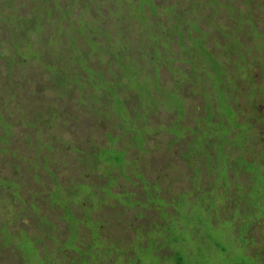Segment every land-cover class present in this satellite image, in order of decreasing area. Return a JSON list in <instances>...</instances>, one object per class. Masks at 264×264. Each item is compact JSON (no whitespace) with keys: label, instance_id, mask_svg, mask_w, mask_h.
I'll list each match as a JSON object with an SVG mask.
<instances>
[{"label":"trees","instance_id":"obj_1","mask_svg":"<svg viewBox=\"0 0 264 264\" xmlns=\"http://www.w3.org/2000/svg\"><path fill=\"white\" fill-rule=\"evenodd\" d=\"M253 1L0 0L7 73L33 66L45 85L31 94L91 117L84 135L47 134L37 150L44 113H25L18 82L0 88V264H243L233 249L262 264L264 0ZM11 126L33 134L22 130L30 154L13 149ZM130 161L144 182L126 183Z\"/></svg>","mask_w":264,"mask_h":264},{"label":"rangeland","instance_id":"obj_2","mask_svg":"<svg viewBox=\"0 0 264 264\" xmlns=\"http://www.w3.org/2000/svg\"><path fill=\"white\" fill-rule=\"evenodd\" d=\"M220 1L224 2L226 0H220ZM221 2L213 4V7L223 8L224 6L222 5ZM255 2H257V1L254 0L253 3H255ZM218 4H221V5H218ZM1 11L2 10H0V13H1ZM0 26H1L2 31L6 30L7 23L4 21V19L1 20ZM260 27H262V26L260 25ZM48 46H49V43H44V44L39 45L38 48L40 50H42L44 48L47 49ZM4 47L5 46L2 43L0 46V51H2ZM1 62H2V59L0 58V88L5 90V86H8V84L12 83L13 81L18 82L20 84L21 90L17 91L18 92L17 95H19L20 107L23 106L25 113H27V112L35 113V114L44 113L43 117L40 119V127L42 129V133L39 132L38 136H37L41 140H37L35 142V148L37 150L42 148L43 146H45V144H46L45 142H47V143L50 142L49 140H45V139H47L46 138L47 134H55L57 136L60 135L61 138H66V139H70V137H77L78 135H81V136L84 135L85 127L82 125V122L85 123L86 125H87V123L89 124V122L91 121V117L88 114H85L84 116H80L81 118H79L77 121L71 120V118L67 117V113L78 111L77 107L72 102V100H70L68 104L60 103V102H58L55 93H53V91H51V93H48L46 91V88L42 89L41 91L36 90L34 92V94L30 93V90H29V84L30 83L34 82V83H37L38 85L44 84L45 78L41 72H38L31 65L27 66V67L26 66H20L18 68L17 67L13 68L12 69L13 73L10 76L7 73V68L3 67L1 65ZM15 71H16V75H14ZM253 71H258V70L255 68V70H253ZM31 76L36 80H34V81L29 80L28 77H31ZM151 80H154V79L152 77L144 76L142 82L140 84H138L136 86V88H140V86H142L146 83L152 82ZM21 84H22V86H21ZM22 89L24 90L23 92H21ZM13 91H15V90H13ZM193 99H195V101H193L191 98L189 100L190 105H188V106H191L190 108L193 112L190 113L191 110H189L188 116H184V123L187 125H190L192 122H194V120H193V118L195 116L194 111L196 112V110L194 109V104L200 103L198 97L193 98ZM14 101L15 100L12 99V102H14ZM51 109H54L52 111V112H54V114L57 112L58 117H56L54 119L50 118L49 112L51 111ZM0 110L7 111L6 107H5V98L1 94H0ZM165 114H167V113H165ZM51 115H52V113H51ZM166 117L168 118V120L171 119L170 116H166ZM8 119H9L8 121L10 122L11 125L18 122L14 114H12L11 117L9 116ZM0 121H2V119ZM201 121H203V120H201ZM123 128L127 131L130 130L129 124L127 122H125V124L123 125ZM7 130H8V124L5 123L4 124V131L7 132ZM22 130H23V132L28 133L26 129L20 130L19 127L14 126V127H12L13 134L9 135L8 137L11 138V145L13 146V149L15 151H17L18 154L28 155V154H30V152L32 150V146H31V144H29L27 142V137L25 134H23ZM168 131H170L171 133H173L175 135H177V134L180 135V134L184 133L185 128L183 126H181L180 123L174 122L168 127ZM28 134H30V133H28ZM30 135H33V134H30ZM161 138L164 139V137H161ZM50 139H51V137H50ZM30 141H35V138L34 137L30 138ZM60 142L67 147L71 146L70 140H65V141L60 140ZM61 143L56 142L53 144V147L51 149V156L52 157H57V158L61 159V157L66 156L67 152L63 151L61 148L58 147V145L62 146ZM180 144H182V143H180ZM20 159L21 160H19V161H21V162L26 161L29 163V161H30L29 158H20ZM128 164L130 166V174H127L128 177L126 178V181H127L126 183L132 184L136 180L137 177L141 181L144 182L145 178L143 177L142 174H140L138 172L139 169L137 168V164L133 161H130ZM37 170H40V168ZM6 172H7V168L5 167V165L3 163H1L0 164V173H6ZM148 173L153 174L154 172L152 170H149ZM25 175L27 177H30L28 174H25ZM29 179H31V178H29ZM111 181L114 183L115 179L112 177ZM24 245L27 246L25 241H24ZM241 252L242 251H240V250L233 249V253L237 257H239L241 262L244 261V262H242L243 264H246L247 259L245 260V258L241 255ZM262 264H264V260H262Z\"/></svg>","mask_w":264,"mask_h":264}]
</instances>
